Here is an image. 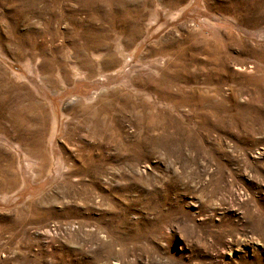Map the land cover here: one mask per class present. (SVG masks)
<instances>
[{
	"label": "rangeland",
	"instance_id": "1",
	"mask_svg": "<svg viewBox=\"0 0 264 264\" xmlns=\"http://www.w3.org/2000/svg\"><path fill=\"white\" fill-rule=\"evenodd\" d=\"M0 264H264V0H0Z\"/></svg>",
	"mask_w": 264,
	"mask_h": 264
}]
</instances>
